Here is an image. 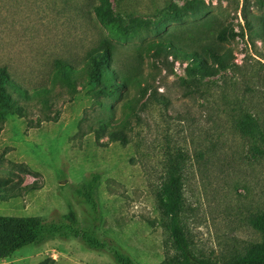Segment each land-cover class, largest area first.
<instances>
[{"label":"rangeland","instance_id":"rangeland-1","mask_svg":"<svg viewBox=\"0 0 264 264\" xmlns=\"http://www.w3.org/2000/svg\"><path fill=\"white\" fill-rule=\"evenodd\" d=\"M248 2L258 17L252 31L244 28V0H0V66L28 92L49 87L58 109L54 121L37 122L41 108L32 97L26 102L29 120L3 114L0 177L9 182L0 190V217L50 221L72 208L78 226L105 244L91 248L80 238L54 236L0 249V264H117L111 246L135 264H159L172 253L134 149V130L146 168L158 171L174 148L186 153L179 221L193 254L219 264L261 240L251 219L264 211V142L236 126L248 114L264 131V4ZM98 5L106 21L129 33L124 41L112 40V67L122 72L140 55L152 88L138 112L141 123L126 132L125 143L78 130L84 111L94 106L89 86L77 83L65 92L50 81L55 59L80 68L91 47L112 39L94 12ZM218 31L224 32L221 40ZM169 33L182 48L201 53L209 46L225 53L226 65L216 66L202 53L206 68L216 66L213 73L172 56L165 66L152 67L141 45ZM190 77L198 81L197 90L184 96L181 79ZM112 112L120 117L119 107ZM93 172L97 220L75 193ZM34 179L40 188L9 196Z\"/></svg>","mask_w":264,"mask_h":264},{"label":"trees","instance_id":"trees-1","mask_svg":"<svg viewBox=\"0 0 264 264\" xmlns=\"http://www.w3.org/2000/svg\"><path fill=\"white\" fill-rule=\"evenodd\" d=\"M255 2L259 6L264 4V0H255ZM249 4V2L247 4V0H244L242 13L244 28L252 31L258 17L250 14L248 11ZM94 12L112 39L103 38L96 46L91 47L85 53L80 68L74 67L65 60L55 59L50 73V81L65 89V92H70L77 83L89 86V92L94 99V106L84 111V116L79 120L78 130L82 134L101 132L110 140L125 143L130 140L126 132L131 131L133 127H137L141 123V116L138 112L145 108L147 98H149L146 93L152 88H150L149 81L144 79L145 74L139 67L142 59L140 55L135 58L132 66L122 72L112 67V40L124 41L129 33L106 21L101 6H95ZM169 34L167 37L152 39L141 45L142 55L152 62V67H157L155 63L165 66L169 56L185 60L191 69L209 73H213L216 66L224 67L226 65L225 53H218L209 46L201 49V53L182 48L177 45V35ZM224 36L223 31L216 33L217 39L221 40ZM202 53H206V56L216 66L206 68ZM151 79L154 77L152 76ZM181 83L185 90L184 96L189 95L191 90H197L198 81L193 77L181 79ZM131 88H135L136 91L135 94L129 96ZM50 91L51 89L47 86H37L28 92L11 77L5 67L0 66V123L3 122V114L6 112L29 120L26 102L32 97H38L41 108L42 117L37 122L54 121L58 109L51 100ZM106 100H112L113 103L106 104ZM116 107L120 108V117L117 119L113 117L112 112ZM132 120L134 123L131 125ZM236 126L243 133L249 135L256 133L264 142V131L259 128L250 115L243 114L236 120ZM140 141V133L134 130V149L146 175L159 214L160 226L166 234V242L172 249V253H167L159 264H218L193 254L179 221L182 210L181 173L186 153L180 148L167 151L157 171V167L146 168L145 163L141 160ZM97 179V173L93 172L88 176L85 183L75 189V193L90 207L94 220H97V202L93 195V189ZM8 182L7 178L0 177V190L6 188ZM40 187L41 183L34 179L31 182L15 186L14 189L17 192H10L9 196H18ZM251 224L260 232L261 240L247 246L242 254L219 264H264V211L255 214L251 219ZM54 236L80 238L91 248L105 247V244L87 229L78 226L76 214L72 208L67 210L63 218L59 217L50 221L0 217V249L15 250L27 244L42 243ZM107 249L117 264H135L129 256L119 252L116 248L111 246Z\"/></svg>","mask_w":264,"mask_h":264},{"label":"crops","instance_id":"crops-1","mask_svg":"<svg viewBox=\"0 0 264 264\" xmlns=\"http://www.w3.org/2000/svg\"><path fill=\"white\" fill-rule=\"evenodd\" d=\"M62 264H70V263L63 260Z\"/></svg>","mask_w":264,"mask_h":264}]
</instances>
